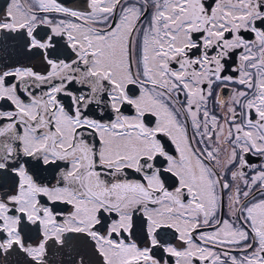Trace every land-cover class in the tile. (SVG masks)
<instances>
[{
	"label": "snow or ice",
	"instance_id": "snow-or-ice-1",
	"mask_svg": "<svg viewBox=\"0 0 264 264\" xmlns=\"http://www.w3.org/2000/svg\"><path fill=\"white\" fill-rule=\"evenodd\" d=\"M0 34V264H264V0H6Z\"/></svg>",
	"mask_w": 264,
	"mask_h": 264
},
{
	"label": "flooded vegetation",
	"instance_id": "flooded-vegetation-1",
	"mask_svg": "<svg viewBox=\"0 0 264 264\" xmlns=\"http://www.w3.org/2000/svg\"><path fill=\"white\" fill-rule=\"evenodd\" d=\"M66 2L70 3V4H78L80 2V0H66ZM6 3V0H0V8L3 7V5ZM5 37L3 34H0V47L3 46ZM7 48H8V53L10 55H15L14 52V47H13V42L11 41H7ZM0 55H3L2 52H0ZM37 70H40L39 65L37 64ZM225 215H226V209H225ZM10 260L13 259L12 257L9 258Z\"/></svg>",
	"mask_w": 264,
	"mask_h": 264
}]
</instances>
